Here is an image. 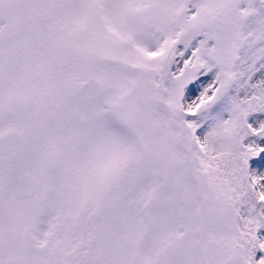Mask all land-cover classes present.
<instances>
[{
	"label": "snow or ice",
	"instance_id": "6c2138e0",
	"mask_svg": "<svg viewBox=\"0 0 264 264\" xmlns=\"http://www.w3.org/2000/svg\"><path fill=\"white\" fill-rule=\"evenodd\" d=\"M0 264H264V0H0Z\"/></svg>",
	"mask_w": 264,
	"mask_h": 264
}]
</instances>
